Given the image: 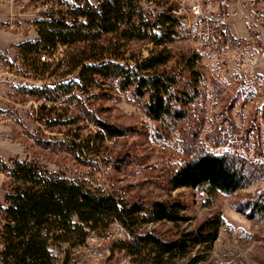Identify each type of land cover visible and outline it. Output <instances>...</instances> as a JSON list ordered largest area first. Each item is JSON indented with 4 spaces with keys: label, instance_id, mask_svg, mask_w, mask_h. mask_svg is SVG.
Returning a JSON list of instances; mask_svg holds the SVG:
<instances>
[{
    "label": "rangeland",
    "instance_id": "rangeland-1",
    "mask_svg": "<svg viewBox=\"0 0 264 264\" xmlns=\"http://www.w3.org/2000/svg\"><path fill=\"white\" fill-rule=\"evenodd\" d=\"M24 2L0 0V226L6 223L2 208L13 186L5 168L36 162L71 180L88 176L98 186L128 199L179 201L187 222L178 226L151 223L146 227L167 238L221 214L224 224L202 264H264V216L242 208L264 191V50L236 47L207 51L182 33L169 44L173 59L166 68L175 69L182 56L199 55L204 77L202 93L188 116L173 123L151 119L144 101L131 90H121L111 83L85 93L76 87L74 98L64 96L52 102L26 91L60 83L78 84L80 68L76 62L83 52L90 51L92 42L42 46L39 54L23 56L21 44L41 38L37 25L41 9L34 3L22 8ZM229 21L234 34L244 28L238 17H229ZM91 32L96 51L106 50L111 39L120 37L119 33L98 29ZM122 43L120 51L131 64L148 56L153 48L146 41ZM43 55L46 61L41 60ZM45 106L52 108L44 111L45 115L60 119L57 124L40 120ZM72 115H77V121L68 123ZM90 117L121 128L125 135L113 139L106 135L95 144L99 155L84 149V163L60 143L71 138L67 136L69 131L80 127L84 138L97 134L99 128ZM208 151L246 157L252 174L246 187L215 194L195 187L173 188L169 182L172 174L186 160ZM87 231L89 237L83 242L76 235H70L67 242L55 241L50 247L54 264H63L66 258L69 264H137L124 252L111 251L115 241L126 238L118 222L110 220L99 232Z\"/></svg>",
    "mask_w": 264,
    "mask_h": 264
},
{
    "label": "trees",
    "instance_id": "trees-1",
    "mask_svg": "<svg viewBox=\"0 0 264 264\" xmlns=\"http://www.w3.org/2000/svg\"><path fill=\"white\" fill-rule=\"evenodd\" d=\"M159 21L162 32L158 35L133 0H115L104 8L102 15H91L81 26L38 21L41 38L21 44L23 56L39 54L42 46L80 42H92V45L90 51L83 52V57L76 62L80 68L78 84L31 87L27 94L58 102L64 96L74 98L76 87L85 93L111 83L121 90H131L138 100L144 101L146 113L155 121L173 123L186 118L191 105L202 93L204 75L199 68L200 56H182L175 69L167 70L166 66L173 59L169 44L182 33L172 26L174 17L169 9L160 13ZM94 29L119 33L120 37L116 41L111 39L106 50L96 51L91 32ZM130 40L152 43L153 48L148 56L131 64L120 51L124 46L122 41ZM51 109L41 108L40 120L57 124L60 119L52 120L44 113ZM76 118L77 115H72L68 123H75ZM91 120L99 128L97 134L84 138L80 127L69 131L67 136L71 138L60 143L84 163L87 161L84 149L89 154L99 155L95 144L103 141L106 135L110 139L125 135L124 130L115 125ZM248 165L243 156L203 152L186 160L169 182L175 189L195 187L210 194L233 193L245 188L249 182L252 174ZM5 170L13 186L2 208L6 220L0 234V244L6 247L0 251L3 264H54L56 259L52 257L50 247L55 241L67 242L70 235H76L83 242L90 234L87 228L92 232L105 230L110 220L118 222L126 232V238L115 241L111 251L124 252L137 264H202L224 224L221 214H217L195 229L182 230L175 237L167 238L156 229L147 230L146 227L151 223L178 226L187 222L188 218L182 215L184 206L179 201L149 203L128 199L98 186L88 176L71 180L36 162L15 163ZM242 208L253 215L264 216V191ZM44 229L46 234L42 232ZM63 264H69V259L66 258Z\"/></svg>",
    "mask_w": 264,
    "mask_h": 264
},
{
    "label": "built area",
    "instance_id": "built-area-1",
    "mask_svg": "<svg viewBox=\"0 0 264 264\" xmlns=\"http://www.w3.org/2000/svg\"><path fill=\"white\" fill-rule=\"evenodd\" d=\"M25 1V2H24ZM115 0H22V8L34 3L38 21L66 22L81 26L93 15H102ZM154 33L162 32L159 15L168 10L174 17L172 26L190 35L196 47L207 51H230L236 47L264 50V0H133ZM229 17H238L244 28L232 33ZM233 25V24H232ZM42 61L47 56L41 57ZM10 204V203H8ZM3 226H0V234ZM43 234L47 233L44 229ZM0 244V250H5Z\"/></svg>",
    "mask_w": 264,
    "mask_h": 264
}]
</instances>
